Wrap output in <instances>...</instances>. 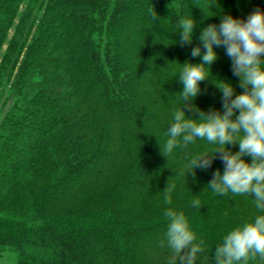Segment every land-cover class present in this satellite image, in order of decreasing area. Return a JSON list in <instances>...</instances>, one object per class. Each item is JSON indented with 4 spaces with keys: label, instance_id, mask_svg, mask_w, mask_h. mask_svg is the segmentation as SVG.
<instances>
[{
    "label": "trees",
    "instance_id": "obj_1",
    "mask_svg": "<svg viewBox=\"0 0 264 264\" xmlns=\"http://www.w3.org/2000/svg\"><path fill=\"white\" fill-rule=\"evenodd\" d=\"M256 8L264 11V0H0L14 31L10 38L0 27V264H168L161 204L169 184L204 242L197 264H216L225 235L264 213L251 195L208 187L216 169L223 173L220 159L195 179L187 174L192 155L218 145L198 138L168 157L161 146L183 103L181 65L202 62L191 56L202 29ZM189 16L193 40L181 46L178 21ZM214 50L218 59L190 101L203 112L222 111L220 81L244 91L225 49ZM111 179L96 205L52 216Z\"/></svg>",
    "mask_w": 264,
    "mask_h": 264
},
{
    "label": "clouds",
    "instance_id": "obj_2",
    "mask_svg": "<svg viewBox=\"0 0 264 264\" xmlns=\"http://www.w3.org/2000/svg\"><path fill=\"white\" fill-rule=\"evenodd\" d=\"M156 19V13H152ZM179 43H192L196 21L192 16L178 21ZM200 45L192 48V57H202L199 64L185 63L178 75L183 85L180 94L181 107L173 113V121L165 135L166 143L161 146L162 154L168 157L174 148H186L199 138L218 145L213 152L192 155L187 165V174L195 179L196 169L207 171L215 159L224 165L213 172L208 187L216 194L251 195L255 206L264 213V11L256 8L246 19L231 15L222 17L219 25L209 24L199 36ZM201 47L204 51L202 53ZM214 47H223L231 61L234 76L240 78L244 91L235 94L227 81L217 84L221 92L222 111L209 109L203 112L190 103L201 92L200 82L209 76L210 66L218 59ZM190 110L198 113L199 119L186 115ZM238 112V114H237ZM239 145L232 153L228 145ZM250 156L251 162L244 157ZM168 185L165 203L171 204ZM192 206L202 207L199 199L192 200ZM168 221L165 233L172 251L168 264H197L198 254L204 251V242H196L195 233L182 211L171 208L164 211ZM259 256L264 259V214L255 216L232 229L223 238L214 253L216 264H248Z\"/></svg>",
    "mask_w": 264,
    "mask_h": 264
},
{
    "label": "rangeland",
    "instance_id": "obj_3",
    "mask_svg": "<svg viewBox=\"0 0 264 264\" xmlns=\"http://www.w3.org/2000/svg\"><path fill=\"white\" fill-rule=\"evenodd\" d=\"M21 9V8H20ZM22 11V9H21ZM11 13L10 11H6L4 12L3 14H1L0 16V27H5L6 26V36L7 37H12L13 36V33L14 31H12L13 28H9L7 27V24H6V21L8 19H11ZM13 21V20H12ZM15 24L17 23L18 26H20V20L14 22ZM161 52H164L163 50L160 51L159 53ZM161 54H158L157 56H155V60H159L161 59ZM5 108V107H4ZM4 108H2V103L0 102V118H1V115L2 113L4 112ZM113 179L111 180H108V182L105 181V183H103L99 188L95 189L94 191H92V193L90 195H81L80 197H78L76 199V202L74 203H71L69 204L68 206H66L65 208L61 209V210H58L57 212H54L52 213V216H57V215H62V214H69V213H77L78 211H80V209H86V208H90L94 205H96V202L98 201V199H100L102 197V193L104 190H106V188H108L111 183L113 182L112 181ZM39 190L42 188L41 187V184H39ZM37 189L35 188L33 191L34 193L37 192L36 191ZM172 200V203L171 204H167L165 203V201L161 204V206H164L166 208H171L173 210H178L179 209V206H177L178 204L175 203V201L173 199ZM92 201V202H91ZM3 209L2 207H0V212H2Z\"/></svg>",
    "mask_w": 264,
    "mask_h": 264
}]
</instances>
